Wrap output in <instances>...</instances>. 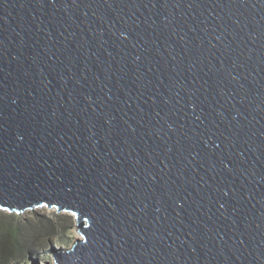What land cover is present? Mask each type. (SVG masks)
I'll list each match as a JSON object with an SVG mask.
<instances>
[{
    "label": "water",
    "instance_id": "obj_1",
    "mask_svg": "<svg viewBox=\"0 0 264 264\" xmlns=\"http://www.w3.org/2000/svg\"><path fill=\"white\" fill-rule=\"evenodd\" d=\"M42 207L56 264H264V0H0V210Z\"/></svg>",
    "mask_w": 264,
    "mask_h": 264
},
{
    "label": "rangeland",
    "instance_id": "obj_2",
    "mask_svg": "<svg viewBox=\"0 0 264 264\" xmlns=\"http://www.w3.org/2000/svg\"><path fill=\"white\" fill-rule=\"evenodd\" d=\"M5 215H16L17 222L30 221L38 223L43 221L47 224L50 222L56 226L59 233L51 240L39 243H27L24 252L18 260H13L10 264H56L53 254V249L70 248L73 246L76 239L82 238L76 228V219L71 213H59L57 210L49 209L47 207L29 210L24 214H11L0 210ZM49 221V222H48ZM66 226V229L62 227ZM21 243V242H20ZM0 264H2L0 262Z\"/></svg>",
    "mask_w": 264,
    "mask_h": 264
},
{
    "label": "trees",
    "instance_id": "obj_3",
    "mask_svg": "<svg viewBox=\"0 0 264 264\" xmlns=\"http://www.w3.org/2000/svg\"><path fill=\"white\" fill-rule=\"evenodd\" d=\"M16 219V215H5L0 212V262L2 264H10L13 260H18L27 243L46 242L59 233L51 222L47 224L42 220L38 223L20 220L16 223ZM62 227L67 231L66 226L62 225Z\"/></svg>",
    "mask_w": 264,
    "mask_h": 264
}]
</instances>
